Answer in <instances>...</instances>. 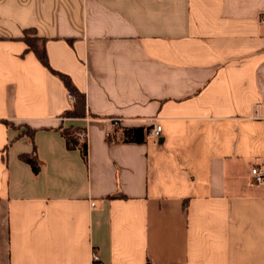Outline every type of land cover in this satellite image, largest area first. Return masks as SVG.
<instances>
[{
    "label": "crops",
    "instance_id": "crops-1",
    "mask_svg": "<svg viewBox=\"0 0 264 264\" xmlns=\"http://www.w3.org/2000/svg\"><path fill=\"white\" fill-rule=\"evenodd\" d=\"M253 167L264 0H0V264H264Z\"/></svg>",
    "mask_w": 264,
    "mask_h": 264
},
{
    "label": "trees",
    "instance_id": "trees-1",
    "mask_svg": "<svg viewBox=\"0 0 264 264\" xmlns=\"http://www.w3.org/2000/svg\"><path fill=\"white\" fill-rule=\"evenodd\" d=\"M21 40L25 43L27 49L26 51H31L35 54L39 62L49 68L47 56L45 53L44 48V41L35 36L33 30H25L23 31V36ZM40 43V44H39ZM65 87L67 88L68 92H70L74 96V102L70 110L64 113L65 117L69 118H81L85 116V99L84 95L79 93L75 87L72 85L71 80L68 76L55 73ZM80 132L74 129H66L61 131V135L66 140L67 148L72 149L77 145V133ZM144 139V129L143 128H130L123 131V141L126 143H141ZM81 153L83 158L86 157L87 154V146L84 142L81 146ZM21 159L25 161L27 164L31 166L33 173H37L39 170L38 163L34 157H29L27 155H22Z\"/></svg>",
    "mask_w": 264,
    "mask_h": 264
},
{
    "label": "built area",
    "instance_id": "built-area-1",
    "mask_svg": "<svg viewBox=\"0 0 264 264\" xmlns=\"http://www.w3.org/2000/svg\"><path fill=\"white\" fill-rule=\"evenodd\" d=\"M68 98L69 100H73V95L72 94H68ZM80 137H83L84 134L83 133H80L78 134ZM150 135L155 138V139H158L161 135V126L156 124L152 127L151 131H150ZM250 175H251V178L253 180V182L255 184H258V185H264V169L260 168V167H253L251 168L250 170ZM97 255L96 254H93V260L97 261Z\"/></svg>",
    "mask_w": 264,
    "mask_h": 264
},
{
    "label": "rangeland",
    "instance_id": "rangeland-1",
    "mask_svg": "<svg viewBox=\"0 0 264 264\" xmlns=\"http://www.w3.org/2000/svg\"><path fill=\"white\" fill-rule=\"evenodd\" d=\"M40 44V43H39Z\"/></svg>",
    "mask_w": 264,
    "mask_h": 264
}]
</instances>
